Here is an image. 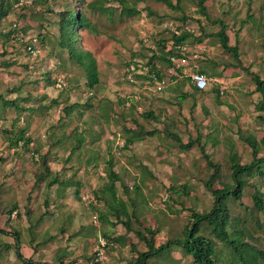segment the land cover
<instances>
[{"label": "rangeland", "instance_id": "374dc122", "mask_svg": "<svg viewBox=\"0 0 264 264\" xmlns=\"http://www.w3.org/2000/svg\"><path fill=\"white\" fill-rule=\"evenodd\" d=\"M169 1L174 8L159 0H0V229L18 232L19 251L29 260L19 259L15 238L0 232V264H93L98 249L106 256L102 264H134L147 250L138 231L154 230L157 247L184 238L192 211L213 207L205 186L212 169L201 148L220 167L213 188L230 181L231 148L239 163L252 161L245 138L256 141L257 157H264V110L258 107L261 95L253 80L255 75L264 79V0H206L204 13L197 0ZM73 9L89 22L78 30L75 47L95 58L98 82L93 88L82 66L59 44L61 12ZM220 21L227 27L228 44L237 45L238 59L220 45ZM13 24L26 42L6 36ZM176 26L193 28L196 36L179 49L182 58L173 57L171 69L160 58L153 60L163 80L124 82L133 58L141 60L149 76L146 62L170 48L167 40ZM198 68L208 78L201 93L193 92L186 79ZM59 78L65 85H56ZM127 96L135 99L128 103ZM3 98L15 105L4 104ZM70 104L79 105L65 114L63 107ZM148 112L151 117L143 115ZM128 128L153 134L124 148L116 143L124 141ZM21 130L31 138L29 149L22 141L12 145ZM173 135L191 145L180 147ZM45 152L49 173L35 183L44 171L40 157ZM108 158L121 178L117 196L129 213L130 230L113 212V202L95 197L107 182ZM245 178L241 202L254 211L245 215L264 226V211L259 214L252 200L254 187L264 200V178L257 173ZM230 198L227 208L238 216L243 207ZM95 199L98 204L91 205ZM254 235L240 240L264 249V228ZM212 238L224 249L216 264H240L230 245ZM147 264L196 263L178 246Z\"/></svg>", "mask_w": 264, "mask_h": 264}, {"label": "trees", "instance_id": "16d2710c", "mask_svg": "<svg viewBox=\"0 0 264 264\" xmlns=\"http://www.w3.org/2000/svg\"><path fill=\"white\" fill-rule=\"evenodd\" d=\"M164 1L168 6L174 8V4H172L169 0H159ZM206 0H197L198 7L200 8V11L204 13V2ZM93 10L96 9V5L92 4V2L88 3ZM0 15H2V8L0 7ZM89 22L87 17L84 13L77 9H73L71 11H63L61 12L60 17V35L61 39L59 40V44L61 47H64L68 50L69 55L71 58L75 59L84 69L87 75V86L89 88H93L96 83L98 82V74H97V67H96V61L95 58L92 56L90 51L78 49L75 47V43L77 42V32L80 29L86 28L88 26ZM221 28L216 33V35L219 38L220 45L222 46L224 51L231 52L232 55L238 59V50L237 45H229L228 44V36L226 34V25L220 21ZM178 31V32H176ZM194 29L192 28L189 31L184 30V28H179L176 26L171 31V36L167 42H170V48L168 50L165 48L163 49L164 52L161 53L158 57L150 56L148 61L146 62V65L149 66L147 77L145 72L143 71V64L140 59L139 64L140 68H137V73L135 74V80L139 78H148L149 80L155 81V80H163V77L158 73V71L155 68V65L153 63V60L155 58H160L168 66H170L169 69H171L172 61L170 56H175L177 58H182V54H180V50L176 49L175 45H180L183 47L186 43V40L191 36H196L194 33ZM14 32H8L6 36L8 38L10 35ZM11 33V34H10ZM76 36V39H75ZM237 33L235 34V38L237 39ZM166 42V40H165ZM162 43V47H164V43ZM264 46V44H263ZM129 64V63H128ZM127 64V65H128ZM136 67L137 62H135ZM145 65V64H144ZM140 69V70H139ZM200 73L205 74L207 71L204 68H198L195 69ZM214 75V74H213ZM207 77V76H206ZM188 83L190 84L193 92L201 93L205 89H197L190 81V77H186ZM208 79V78H207ZM253 80L255 83V90L260 93L261 95V102L259 104V109L264 110V79L259 78V76L255 75L253 76ZM217 81V80H216ZM216 85L218 86L217 89L219 93L220 85L216 82ZM217 91V93H218ZM2 95H0V99ZM218 96V95H217ZM135 96H127V102H132L135 98ZM4 99V98H3ZM131 100V101H130ZM2 101V100H1ZM53 101V100H52ZM54 104H58L57 100L53 101ZM4 104H13L14 102H8L7 100H3ZM79 104H70L63 107V111L65 114H70L72 110L77 107ZM143 115H147L149 117L152 116V113H143ZM25 131L21 130L19 131V134L15 136V139L12 143V145H18L20 141L23 142V146L26 147V149H29V144L31 143V138H25L24 137ZM152 135L153 131H147V132H141V131H132L130 129H127L128 138L124 140V143H122V147L126 148L129 147L130 144L134 143L135 141H140L143 139V135ZM176 141H178L179 146L182 148H187L191 145V142L188 143H182L179 137L173 135ZM245 141L249 144V146L252 148V161L250 163L241 164L239 163L238 155L237 153L231 148L229 150V161H230V174L228 175V178L230 179L229 182H226L222 188H213V182L216 181L220 177V167L218 164L214 163L210 158L209 155L205 153L204 149H202L203 156L205 158V162L209 168L212 169V173L210 177L206 180L205 186L206 188L211 192V194L214 197V204L210 211L200 213L196 211L191 212V223L190 226L184 229L183 234L184 238H176L173 240H167L165 243L160 244L159 246L155 247L153 244V235L155 233L154 230L150 228H145V233H142L140 231L137 232L139 238L144 241L147 250L139 252L136 256V259L134 261V264H147L148 260L155 257L156 255H160L164 253L167 250L172 249L173 247L180 246L185 253L190 255L193 259V262L196 264H216V261L220 259V253L223 252V247L218 249L216 246V243L212 236H214L219 242L224 244H228L232 247V250L237 256L240 264H264V249H259L252 243H248L246 240H240L241 238H244L246 236H250L251 238H256L254 233L258 230L264 228L263 222L260 220L259 222L257 220L256 223H252L251 217L245 215V213H248L249 215H254V211L252 208H249L245 206L241 199L243 197V191L245 186L247 185V180L245 177L254 175L255 173L258 174V176L264 178V157H257L258 151H257V142L250 139L245 138ZM264 142V139H263ZM38 150H35L37 152ZM48 152H45L43 155H41V166L43 168V172L37 176L36 182L39 183L42 181V179L49 173V166L47 163L48 159ZM107 170H106V177L107 182L104 184L102 188H100L98 191H95V197L97 200H105L107 202L110 200L114 203V206H112L113 212L116 214L117 218L120 219V221L125 225L126 230H130L129 226V213L127 212L125 208L124 201L120 199L117 196V189H116V182L121 181L120 177L118 176V172L114 169V164L112 161V158H109L107 160ZM56 179L54 178L51 182H49V185L52 184ZM135 189H138V186L135 185ZM78 193V190H77ZM94 197V198H95ZM231 197V198H230ZM230 199H234L235 201H239V205H242L243 212L241 214H237L238 216L232 217L228 210V205L226 204V201ZM96 200V199H95ZM97 200L94 203H91V205H97ZM252 200H253V207L255 210L262 214L264 211V200L262 198V193L260 190L256 187H254V192L252 194ZM15 208V206H13ZM121 215L125 218H121ZM132 215V214H131ZM260 218V215H259ZM252 223L253 225V231H250L249 225ZM204 230H208V234L204 235ZM1 233H9L7 231H4L0 229ZM202 232V233H200ZM12 237L15 238V251L16 256L23 260V261H29L25 260V258L22 256V254L19 251V235L18 232L15 233H9ZM149 235L150 237H147ZM109 244V242H108ZM105 244L104 246H106ZM62 264V263H60ZM93 264H98V262H93ZM229 264H234V262H230Z\"/></svg>", "mask_w": 264, "mask_h": 264}, {"label": "built area", "instance_id": "2783aa9c", "mask_svg": "<svg viewBox=\"0 0 264 264\" xmlns=\"http://www.w3.org/2000/svg\"><path fill=\"white\" fill-rule=\"evenodd\" d=\"M174 29V28H173ZM185 29H188L187 26H185ZM13 30L14 32L12 33L13 38H15L16 40H18L19 43H23L27 41V38H25V34L23 31L20 30L19 26H17V24H13ZM178 32V31H176ZM176 49H182L183 47H181L180 45H175L174 46ZM28 48H32V45H28ZM173 57L175 56H170L171 60L173 59ZM180 58L176 57V61ZM135 62H137V66L135 65ZM139 60L137 58H133L128 66L126 67L123 76H122V80L125 82H134L135 81V74L137 73V68H140V64L138 63ZM176 63V62H175ZM140 70V69H139ZM188 77V76H187ZM190 77V82L197 88V89H206L207 85H208V79L205 76V74L198 72L197 70H194L192 72H190L189 74ZM62 82L64 84V81L61 80V78L58 79V82L56 83V85L58 87L62 86ZM65 85V84H64ZM158 88H160V86H158ZM90 94H92L90 92ZM131 101V100H130ZM104 259H106V256L104 255L103 250L98 249L95 251L94 256H93V262H98L99 264H102Z\"/></svg>", "mask_w": 264, "mask_h": 264}, {"label": "crops", "instance_id": "0c3cea01", "mask_svg": "<svg viewBox=\"0 0 264 264\" xmlns=\"http://www.w3.org/2000/svg\"><path fill=\"white\" fill-rule=\"evenodd\" d=\"M129 129V128H128ZM132 129V128H131ZM134 129V128H133ZM125 130V129H124ZM127 132V129L125 130ZM127 134V133H126ZM106 137L109 139V135H106ZM128 138V135H126V137H124V140ZM123 141V140H122ZM138 141H135L134 143L130 144L129 147H132V146H137V143ZM124 143V141L122 142ZM109 159V158H108ZM114 169L116 170V167H114Z\"/></svg>", "mask_w": 264, "mask_h": 264}, {"label": "clouds", "instance_id": "9594fccd", "mask_svg": "<svg viewBox=\"0 0 264 264\" xmlns=\"http://www.w3.org/2000/svg\"><path fill=\"white\" fill-rule=\"evenodd\" d=\"M123 73H124V72H123ZM122 76H123V75H122ZM124 82H125V81H124ZM127 83H130V82H127ZM90 92H91V91H90ZM90 92H89V95H91ZM91 93H92V92H91ZM118 137H119V136H118ZM115 138H116V136H114V137H112V136L109 137V139H113V140H115ZM116 144H118V145L121 146V145H122V142H117Z\"/></svg>", "mask_w": 264, "mask_h": 264}]
</instances>
